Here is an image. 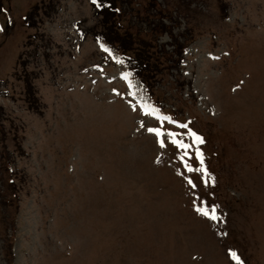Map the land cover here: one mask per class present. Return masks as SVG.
<instances>
[{"label":"rangeland","instance_id":"374dc122","mask_svg":"<svg viewBox=\"0 0 264 264\" xmlns=\"http://www.w3.org/2000/svg\"><path fill=\"white\" fill-rule=\"evenodd\" d=\"M0 28V264H264V0H0Z\"/></svg>","mask_w":264,"mask_h":264},{"label":"snow or ice","instance_id":"6c2138e0","mask_svg":"<svg viewBox=\"0 0 264 264\" xmlns=\"http://www.w3.org/2000/svg\"><path fill=\"white\" fill-rule=\"evenodd\" d=\"M94 2H97V0H94ZM0 30H2V28H0ZM101 47H104V46L101 45ZM105 51H110V50L105 48ZM145 114L146 115H153L156 117V119H158L161 122L160 127L148 129L149 132L154 133L158 137V142L161 144V147L165 146L164 145V137H166V136L169 137L171 139V143L174 144L177 148L182 150V155L180 156V159L185 164V167L187 168V170L189 172L200 171V172L204 173L205 176L208 175L207 169H206V167H204V156H203L202 151L199 148V145L204 142L203 138L201 136L197 135V133L193 132L191 129H188L187 124H178V126L180 128L188 129L187 135H189L193 138V141L196 145L195 154H196V157L199 159L200 165H201V167L199 169H197V168H194L193 166H191L186 159V157H189L191 155L189 149H191L193 147V145L186 143L182 139V136L185 135V133H177V132H173L170 130H165L163 127V123L166 121L170 122V123H174V124H176L178 122L174 121L169 116H164V115L160 114L159 110L155 109V108H152L151 110L146 111ZM141 126H143V123H141ZM188 182H189V184L192 185L193 188H195V183L190 178H189ZM197 210L201 211V214L207 215L213 220L219 219V217L215 214L216 213L215 206H213L210 211H203L200 208H198ZM231 256L234 260L237 261V264H243V261L240 259V257L238 256V254L235 251H231Z\"/></svg>","mask_w":264,"mask_h":264}]
</instances>
